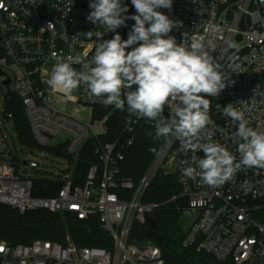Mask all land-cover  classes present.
Masks as SVG:
<instances>
[{"label": "built area", "instance_id": "2783aa9c", "mask_svg": "<svg viewBox=\"0 0 264 264\" xmlns=\"http://www.w3.org/2000/svg\"><path fill=\"white\" fill-rule=\"evenodd\" d=\"M90 2L0 0V204L22 213L49 209L73 212L81 219L97 216L112 245L79 246L69 237L67 243L39 238L28 244L0 238V264H164L153 240L138 243L130 238L134 225L149 223V214L160 206L142 198L157 171L167 167L177 172L186 198L178 210L197 213L183 247H194L222 264H264V168L241 167L231 180L208 186L198 177L182 175L187 166L183 161L192 153L169 137L136 182L121 175V162L142 118L131 115L125 105L120 132L103 140L109 114L99 111L102 116H96V108L116 109L114 105L105 106L104 97L93 96L83 84L70 97L47 85L57 62L70 55L91 61L98 41L85 34L104 29L87 20ZM158 10L182 22L169 33L178 44L202 39L205 51L225 73L226 88L218 97H206L213 123L204 134L238 161L237 123L223 114V107L235 106L249 127L264 131V0H173L171 10ZM115 34L105 32L103 39ZM14 97L21 99L39 147L19 141L8 109ZM89 140L98 162L83 183H77L76 162ZM51 147H65L68 156L55 154ZM40 179L57 181L61 188L54 196L38 195L35 185Z\"/></svg>", "mask_w": 264, "mask_h": 264}, {"label": "clouds", "instance_id": "9594fccd", "mask_svg": "<svg viewBox=\"0 0 264 264\" xmlns=\"http://www.w3.org/2000/svg\"><path fill=\"white\" fill-rule=\"evenodd\" d=\"M131 4L136 14L127 16L128 6L122 0H91L87 20L104 29L85 34L98 41L91 61L68 56L53 65L47 85L70 97L83 84L93 96L104 97L105 106L123 111L127 105L131 115L152 122L155 139L177 138L192 153L181 169L187 178L198 177L217 187L231 180L241 167L264 168V131L249 127L244 113L235 106L223 107V114L237 123L238 161L204 134L213 123L207 98L219 96L227 77L205 51L202 39L178 44L169 35L182 22L172 21L158 9L171 10L173 0H131ZM128 19L135 23L123 40L116 30ZM105 32L116 34L105 40ZM73 64H83V68L78 71ZM166 106L170 109L167 118L163 115Z\"/></svg>", "mask_w": 264, "mask_h": 264}, {"label": "trees", "instance_id": "16d2710c", "mask_svg": "<svg viewBox=\"0 0 264 264\" xmlns=\"http://www.w3.org/2000/svg\"><path fill=\"white\" fill-rule=\"evenodd\" d=\"M122 3L128 6V12L125 15L136 14L131 0H122ZM134 23V20L128 19L125 26L117 29L123 40L128 38V32ZM130 50L131 48L127 49V51ZM8 107L13 112L14 127L19 141L32 148L39 147L33 138L21 99L14 97L13 102ZM96 111V116L99 117L103 114H109L107 123L109 130L103 140L113 139L121 130L125 116L124 110L97 107ZM99 111H102V115L99 114ZM163 115L166 118L170 116L167 106ZM133 136L132 145L124 149L121 175L132 177L138 182L169 137L155 139L153 123L144 118L136 126ZM48 149L55 154L68 156L65 147ZM96 162H98V155L95 153L92 140H89L76 162L77 172L75 175L79 173L77 183H83L90 166ZM60 188L61 183L57 181L40 179L36 182L35 193L43 196H54ZM181 194L182 187L177 172L160 168L142 198L145 202L160 203V206L149 214V218L157 224L156 235L148 236L149 223H136L130 239L138 243H143L148 239L153 240L161 248L164 264H222L213 256L199 252L194 247H183V240L187 232H183L180 226L181 213L178 207L186 204V198ZM173 196H177V198L173 200ZM68 237L70 241L79 246L106 248L112 245L109 232L101 227L97 216L81 219L73 212H57L49 209L30 210L22 213L17 208L0 204L1 239L12 244H28L39 238L67 243Z\"/></svg>", "mask_w": 264, "mask_h": 264}, {"label": "rangeland", "instance_id": "374dc122", "mask_svg": "<svg viewBox=\"0 0 264 264\" xmlns=\"http://www.w3.org/2000/svg\"><path fill=\"white\" fill-rule=\"evenodd\" d=\"M67 104H70L69 102H67ZM167 171H170V172H174L172 169L170 168H165ZM197 217V213L194 212L192 214H185V213H182L181 216H180V226L182 228V231L183 232H187L191 226V224L193 223V221L196 219ZM150 239L146 240L145 242L149 241ZM143 242V243H145Z\"/></svg>", "mask_w": 264, "mask_h": 264}, {"label": "water", "instance_id": "95a60500", "mask_svg": "<svg viewBox=\"0 0 264 264\" xmlns=\"http://www.w3.org/2000/svg\"><path fill=\"white\" fill-rule=\"evenodd\" d=\"M148 221H149V224H150V227H149V230H148V236H150V237L155 236L156 235L157 224L151 218H149Z\"/></svg>", "mask_w": 264, "mask_h": 264}]
</instances>
